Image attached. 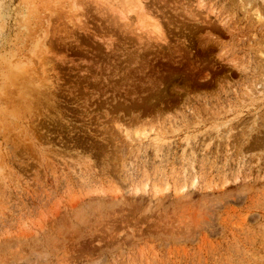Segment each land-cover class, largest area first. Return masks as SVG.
Here are the masks:
<instances>
[{
    "label": "rangeland",
    "instance_id": "obj_1",
    "mask_svg": "<svg viewBox=\"0 0 264 264\" xmlns=\"http://www.w3.org/2000/svg\"><path fill=\"white\" fill-rule=\"evenodd\" d=\"M251 4L0 0V264H264Z\"/></svg>",
    "mask_w": 264,
    "mask_h": 264
},
{
    "label": "bare ground",
    "instance_id": "obj_2",
    "mask_svg": "<svg viewBox=\"0 0 264 264\" xmlns=\"http://www.w3.org/2000/svg\"><path fill=\"white\" fill-rule=\"evenodd\" d=\"M245 2V5L247 4H251L252 8H253V4L255 5V10H252L251 8L249 10V12L253 13L250 15L254 16V20L256 21L255 23H258L259 25L262 24V21H263V18H264V15L262 14L264 12V0H242V2ZM259 1V2H258ZM258 5V6H257ZM249 7V6H248ZM141 10V9H140ZM264 36V35H263ZM263 41V40H262ZM262 45V44H261ZM264 47H261L258 49V53L263 55L264 52ZM261 57V56H259ZM262 61V63L259 65V67L261 66V68H263V65H264V58L263 59H260ZM263 64V65H262ZM264 72V71H263ZM264 77V76H263ZM263 86V85H262Z\"/></svg>",
    "mask_w": 264,
    "mask_h": 264
}]
</instances>
